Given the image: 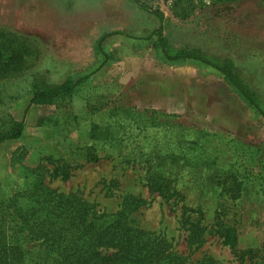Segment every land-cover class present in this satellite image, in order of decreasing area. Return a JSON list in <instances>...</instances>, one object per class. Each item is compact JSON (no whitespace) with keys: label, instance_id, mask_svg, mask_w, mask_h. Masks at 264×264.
I'll list each match as a JSON object with an SVG mask.
<instances>
[{"label":"rangeland","instance_id":"1","mask_svg":"<svg viewBox=\"0 0 264 264\" xmlns=\"http://www.w3.org/2000/svg\"><path fill=\"white\" fill-rule=\"evenodd\" d=\"M0 34L28 50L22 68L0 73V118L24 124L21 138L0 145V246L28 250L3 264L54 263L9 206L27 205L25 175L47 157L52 189L78 192L108 214L127 196L142 199L132 225L162 234L180 254L264 264V0H0ZM160 34L172 57L199 60L166 59ZM32 79H84L71 104L78 120L63 119L56 105L30 104ZM152 85L183 90L184 108L148 110L142 100ZM101 99L110 104L96 113L91 105ZM90 144L102 161L85 165ZM63 168L68 181L58 176ZM156 173L175 181L179 206L149 190ZM181 204L200 211L190 219L203 232L197 247L187 241ZM224 228L235 229L237 253L256 257L239 261L223 244Z\"/></svg>","mask_w":264,"mask_h":264},{"label":"trees","instance_id":"2","mask_svg":"<svg viewBox=\"0 0 264 264\" xmlns=\"http://www.w3.org/2000/svg\"><path fill=\"white\" fill-rule=\"evenodd\" d=\"M158 41V47L170 61L199 60L187 53L172 57L161 34ZM27 52V48L0 34V73L22 68ZM222 72L227 80L253 103L252 97L240 87L239 82L231 74ZM83 82L84 79L76 81L68 79L60 85H49L37 83L32 79L33 97L30 104L56 105L58 114H61L63 119L76 122L78 118L73 115L71 104L75 90ZM104 100L101 99L95 105H91L96 113L109 106L110 103ZM97 131L99 129L95 126L90 131L92 140L99 139ZM23 133V122L16 121L8 114L0 118V145L7 140L21 138ZM84 149L85 165L98 164L102 161L95 144H90ZM52 161L51 157H47L45 164L29 169L26 173L27 188L24 193L27 197V205L19 206L16 200H11L9 206L12 209V216L21 222V232L25 231L26 238L37 242L40 248L44 247L45 255H53L49 257L53 260V264H218L211 257L205 256L194 260L192 255L180 254L162 234L132 225L130 216L145 204L140 198L127 196L119 211L108 214L98 209L95 204L86 201L78 192L61 193L52 189L46 182V174L50 172L48 166L53 165ZM69 167L72 170L83 166L69 165ZM59 170V167L56 169L54 167L52 175ZM58 176L62 181H68L71 172L63 168ZM174 182L171 178L156 173V176H151L148 180V186L150 191L158 192L160 197L169 203L175 198L174 195L178 194L174 190ZM172 204L180 205L177 197ZM180 212L182 224L185 227L189 226L185 228L188 232L189 245L199 246L203 241V232L190 219L200 211L181 204ZM219 234L224 245L236 250L235 256L239 261L245 262L256 257V255H244L243 252L237 253L235 229L224 228ZM25 252H28L27 248L19 242L1 245L0 255H4V258H0V264L4 261L12 262L8 255H26Z\"/></svg>","mask_w":264,"mask_h":264},{"label":"crops","instance_id":"3","mask_svg":"<svg viewBox=\"0 0 264 264\" xmlns=\"http://www.w3.org/2000/svg\"><path fill=\"white\" fill-rule=\"evenodd\" d=\"M148 86V100L143 99L148 104V110L164 111L168 107H174L176 110H181L185 106L184 91L173 92L168 88Z\"/></svg>","mask_w":264,"mask_h":264}]
</instances>
